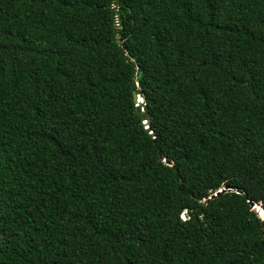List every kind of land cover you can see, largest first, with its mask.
<instances>
[{
    "label": "trees",
    "instance_id": "obj_1",
    "mask_svg": "<svg viewBox=\"0 0 264 264\" xmlns=\"http://www.w3.org/2000/svg\"><path fill=\"white\" fill-rule=\"evenodd\" d=\"M251 204L264 0H0V264H264Z\"/></svg>",
    "mask_w": 264,
    "mask_h": 264
},
{
    "label": "water",
    "instance_id": "obj_2",
    "mask_svg": "<svg viewBox=\"0 0 264 264\" xmlns=\"http://www.w3.org/2000/svg\"><path fill=\"white\" fill-rule=\"evenodd\" d=\"M116 40H117V43H119V36H116ZM133 100H134V102L136 103V110H137V111H140L141 109H140L139 105L142 104L141 96H140L139 94H137V93H134V94H133ZM143 113H146V107H145V105H144V108H143ZM144 119H145V118H144ZM230 190H231V189H230L229 187H224V188H222L221 190H218L217 192L212 193L208 199H209V200H210V199H213V198L219 196L220 194L226 193V192H228V191H230ZM251 205H252L254 211H255L259 216L262 217L261 212H264V210H263L260 206H257V205H255V204H251ZM184 214H185V215H184V217H182V218H183V219H186V218H187V214H186V212H184ZM263 217H264V216H263Z\"/></svg>",
    "mask_w": 264,
    "mask_h": 264
},
{
    "label": "snow or ice",
    "instance_id": "obj_3",
    "mask_svg": "<svg viewBox=\"0 0 264 264\" xmlns=\"http://www.w3.org/2000/svg\"><path fill=\"white\" fill-rule=\"evenodd\" d=\"M184 215H185V214L182 212V213H181V216L184 217Z\"/></svg>",
    "mask_w": 264,
    "mask_h": 264
}]
</instances>
